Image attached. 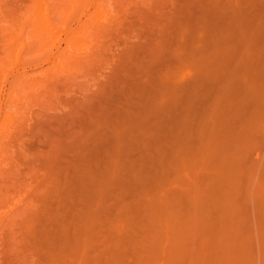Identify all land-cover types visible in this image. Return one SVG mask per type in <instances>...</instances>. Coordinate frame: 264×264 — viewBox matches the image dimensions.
Wrapping results in <instances>:
<instances>
[{"label":"rangeland","instance_id":"rangeland-1","mask_svg":"<svg viewBox=\"0 0 264 264\" xmlns=\"http://www.w3.org/2000/svg\"><path fill=\"white\" fill-rule=\"evenodd\" d=\"M238 59L260 72L253 71L251 85L235 71L237 78L221 90L204 70L201 76L200 67L213 65L227 74ZM263 64L264 0H0V264H145L148 257L151 264H220L221 251L229 248L227 264H264ZM170 91L178 92V103ZM217 93H228L233 103L219 109L215 123L229 147L221 165L213 158L203 168L194 141L199 127L211 124L204 116ZM157 103L166 120L150 118ZM179 123L195 139L183 152L182 170L165 171L169 187L165 160L170 165L180 154ZM157 124L167 125L166 136L163 127V134L154 130ZM244 125L251 137L240 144ZM121 129L128 154L120 159L126 176L118 177L126 180L117 178L99 204L109 203L101 206L104 212L98 206L99 214L89 216L102 182L113 179L107 166ZM172 129L180 140L169 135ZM144 136L147 144L157 142L148 144L153 149H142ZM153 170L162 173L155 181ZM154 182L170 190L173 225L150 244L147 221L152 216L157 223L153 207L160 191ZM137 201L148 204L147 212ZM225 208L235 214L229 241L237 244L226 241L219 249L216 218ZM112 236L123 240L121 246L112 245ZM205 243L210 247L203 250Z\"/></svg>","mask_w":264,"mask_h":264},{"label":"bare ground","instance_id":"bare-ground-1","mask_svg":"<svg viewBox=\"0 0 264 264\" xmlns=\"http://www.w3.org/2000/svg\"><path fill=\"white\" fill-rule=\"evenodd\" d=\"M247 32V31H246ZM258 59V58H257ZM255 60H256V58H255ZM240 60L238 59L237 60V64L235 63V68H234V66H233V68H230L229 70L227 69L226 71H227V74L224 72V70H222L221 68H219L220 67V65H219V67L217 66V67H215L214 65L213 66H211L212 68H210V66H208V68L207 67H205V66H202V68L200 67L199 68V70H201L202 69V74H201V76L203 75V70H204V73L206 74V76H204V77H206L210 82H214V83H217V87H221L220 88V90L223 88V89H227V87L233 82L232 80L233 79H235V78H237V77H234L233 78V75L232 74H234V76L236 75V73L238 74L237 76H240V75H243L242 77L244 78V80H245V82L248 84V85H251L252 83H253V81H256V80H253V74H254V70H253V64L252 65H250V64H244L243 62H239ZM257 61V60H256ZM255 61V62H256ZM239 62V63H238ZM255 62H254V64H255ZM260 62H261V59H260ZM257 63V62H256ZM259 63V62H258ZM257 63V64H258ZM214 64V63H213ZM244 64V65H243ZM261 64H262V62H261ZM234 65V64H233ZM236 65H237V67H236ZM246 65V66H245ZM255 66V68H256V65H254ZM205 67V69H206V71H205V69H203ZM263 67H264V64H263ZM263 67H262V69H263ZM191 68V67H190ZM210 68V69H209ZM236 68H237V70H236ZM259 68H260V66H259ZM193 69V71H194V68H192ZM225 69V68H224ZM232 69H234V70H232ZM196 70V69H195ZM198 70V69H197ZM232 70V71H231ZM241 71V72H238V71ZM259 70V69H258ZM257 70V71H258ZM190 71V70H189ZM189 71H186L185 73H184V75H187V74H189ZM232 72V73H228V72ZM234 71L236 72V73H234ZM244 71V72H243ZM254 71V72H253ZM261 71V70H260ZM200 72V71H199ZM259 72V71H258ZM195 73V72H194ZM241 73V74H240ZM260 73V72H259ZM259 73H257V72H255V75H258ZM261 75H262V73H261ZM202 76V78H204ZM191 80H195L194 78L193 79H191ZM201 80V79H200ZM204 80V79H203ZM202 80V81H203ZM190 81V80H189ZM188 81V82H189ZM208 81V82H209ZM258 81V80H257ZM188 82L186 83L187 84V86H188ZM191 82V81H190ZM194 83V82H193ZM239 83V82H238ZM164 84V83H163ZM167 84V83H166ZM165 84V85H166ZM185 84V83H184ZM196 85V84H195ZM167 86V85H166ZM165 86V87H166ZM170 86V85H169ZM182 86H185V87H187L186 85H182ZM181 86V88H184V87H182ZM215 86V87H216ZM190 87H192V85L190 86ZM197 87V86H196ZM170 88V87H169ZM189 88V87H188ZM165 89V88H164ZM168 88L166 87V90H167ZM171 89H173L172 88V86H171ZM170 89V90H171ZM174 90V89H173ZM196 90V89H195ZM160 91V90H159ZM172 91V90H171ZM170 91V92H171ZM177 91V90H176ZM164 92V91H163ZM195 92H198V91H195ZM194 92V93H195ZM177 93L178 92H175V91H173V92H171V94L169 95V97H170V99H171V101L175 104V102H179V99L177 98ZM254 95V94H253ZM195 96H196V93H195ZM166 98V95H164L163 96V99H165ZM141 99V98H140ZM176 99V100H175ZM149 100V99H148ZM170 100H169V104H170V102H171ZM213 101H214V105H213V110H211V111H209L210 113H207V114H205V115H207L208 117L206 118V116H204L205 117V119H206V121H207V119L209 118H211L210 120H211V124L210 125H208V122H207V124H206V126L207 127H205V125H204V127H202V128H200L199 127V129L197 130V132H196V139L193 137V132L191 133L190 131V133L188 132V133H186L185 132V129H184V127L186 126V124L185 125H183L186 121V119L185 118H187V117H181V118H184V121L185 122H183V124L181 123V125H183V126H181L180 125V123H179V128L181 127V129H177V131L176 132H180V136H181V140H180V136L178 137V138H176V135H174V136H172V134H174V132L175 131H173V129H172V131L173 132H171V134H169V135H171V137L173 138V139H175L174 141L176 142V141H178L177 139H179L180 141H178V142H176V145L178 146V143H179V145H181L180 146V148H179V151H180V154H178V156H175V157H178V159L176 158V160L175 159H173V160H171V163H170V165H168V160H165V162L167 161V164L165 163V165H167L169 168H167V170L166 169H164V177L163 178H165L166 176L168 177L169 176V173H165V171H167L168 172V170H169V172L171 171V168H177V170H176V173H178L177 171L178 170H182V169H180L181 167H180V165H182L183 164V162H184V159H185V157H184V155H183V152L188 148V146H189V144L191 145L192 143H190V141H192V139L194 138L195 139V141H194V143H195V145H196V148H197V153H198V155L200 156V161L201 162H199L198 161V163L200 164V167H206V166H209L212 162H213V158H216L217 160H218V162H214L215 163V165H221V163H219V161H220V159H221V155H223V153L225 152V151H227V149H228V147H229V144H228V142L225 140V138H223V135L221 134L222 132H221V130H219L218 129V127L216 126V124L215 123H217V121H218V118H220V113H219V109H222V108H224V107H229V108H232V104L233 103H231V98H230V96H229V94L228 93H217L216 95H215V98L213 99ZM171 102V104L173 105V103ZM177 102V103H178ZM156 103V102H155ZM166 103H168V102H166ZM151 104V103H150ZM152 105V104H151ZM150 105V106H151ZM230 105H232V106H230ZM164 106V105H163ZM174 106H177V105H174ZM173 106V107H174ZM152 107V106H151ZM165 107H167V109H168V107H170V105L169 106H167V105H165ZM146 108V107H145ZM149 108V107H148ZM163 108V107H162ZM175 108V107H174ZM181 108V107H180ZM151 109V112H152V114H151V117L150 118H152L153 116L152 115H156L157 117H161L163 120H166V118L164 119V115H163V112H162V116L159 114V112L160 111H162L163 109H161V107H160V109H159V104L157 103V104H155L152 108H150ZM166 109V108H165ZM179 109V108H178ZM185 111V110H184ZM141 112H143V111H141ZM165 113V112H164ZM172 113V112H171ZM129 114V113H128ZM136 114V113H135ZM148 114V113H147ZM158 114V115H157ZM169 114V113H168ZM167 114V115H168ZM184 114V113H183ZM187 114H188V112H187ZM139 115V114H138ZM160 115V116H159ZM171 115V114H170ZM170 115L169 116H167V117H169L170 118ZM173 115V114H172ZM171 115V116H172ZM147 116H149V115H147ZM165 116H166V114H165ZM189 116H190V114H189ZM189 116H188V121L190 120L189 119ZM264 116V115H263ZM145 117V116H144ZM156 117V118H157ZM177 117V116H176ZM194 117V116H193ZM135 118V117H134ZM141 118H143V117H141ZM147 118V117H146ZM161 118H157L158 120H159V122L161 121ZM168 118V119H169ZM179 118V117H178ZM180 118V119H181ZM191 118V117H190ZM171 119V118H170ZM177 119V118H176ZM179 119V120H180ZM264 119V118H263ZM140 120H142V119H140ZM144 120V119H143ZM142 120V121H143ZM149 120V119H148ZM172 120H174V118L172 119ZM171 120V121H172ZM217 120V121H216ZM257 120V119H256ZM262 120V119H261ZM145 122L147 121V120H144ZM169 121V120H168ZM176 121V120H175ZM264 120H262V122H263ZM174 122V121H173ZM181 122V121H180ZM142 123H144V122H142ZM142 123H140V125H142ZM156 123H158V121L156 122ZM155 123V124H156ZM161 123H163L164 124V126H165V123L164 122H162L161 121ZM189 123V122H188ZM162 124V125H163ZM170 124V123H169ZM176 124V123H175ZM178 124V123H177ZM133 125V124H132ZM145 125V124H144ZM158 125V124H157ZM157 125H154V126H156L155 128L152 126V125H150V126H152L153 128H154V130L156 129V131H157V129H159V131H160V133H162L163 134V132L166 130V127H167V125H166V127H163L161 124H159L158 126ZM173 125V124H172ZM136 126V125H135ZM134 126V127H135ZM137 126H139V125H137ZM160 126V127H159ZM170 126V125H169ZM169 126H168V128H169ZM203 126V125H202ZM133 127V129H135ZM140 127V126H139ZM142 127V126H141ZM158 127V128H157ZM163 127V128H162ZM173 127V126H172ZM182 127H183V129H182ZM132 128V127H131ZM143 128V127H142ZM149 128V127H148ZM148 128H147V130H148ZM164 130H162V129ZM122 130V129H121ZM150 130V129H149ZM171 130V129H170ZM139 131V130H138ZM143 131H144V129H143ZM159 131H157V133H159ZM161 131H163V132H161ZM118 132V131H117ZM116 132V133H117ZM135 132V131H134ZM152 132V135L153 134H155V133H153V131H151ZM150 132V133H151ZM168 132V130H166V132L164 133V135L166 134ZM125 132H123V130H122V133L120 132H118V135H117V140H116V146H115V150H113L112 149V152L113 153H110L109 154V156H110V158H111V156H112V160H111V163L109 164V166L110 167H108L107 166V168H110L111 169V171L109 172V176H111V178H113V179H107V180H105L104 182H102L103 183V186L101 187V188H103L102 189V191L99 193V194H97V195H95L94 193H97L96 191L93 193L94 195H95V203H94V205L93 204H89L90 203V201L91 200H89V203L87 202V204H89V205H93L92 207H91V211L89 212V216H93V215H95V214H99V213H97V212H99V211H102V209H100V208H102L103 207V209H105L104 208V206L108 203V202H106L105 203V205L104 204H102V205H104V206H99V204H100V202L102 203V200H103V195H104V193L106 192L107 193V189L110 187V188H113V185L114 184H112V183H114V181L116 180L117 181V178L118 179H120L121 180V178H123L124 177V175L126 176V174H124V172H125V169H123V162L121 163V155H122V153H123V151L122 150H124L123 149V141H124V135H122V134H124ZM132 133H133V131H132ZM137 133V132H136ZM148 133H149V131H148ZM149 133V134H150ZM167 134V135H168ZM175 134H179V133H175ZM187 134L189 135L190 134V136L191 137H188L187 136ZM125 135H126V133H125ZM134 135H136V134H134ZM140 135H142V134H140ZM143 135H145L146 136V132H145V134H143ZM254 135V134H253ZM142 137V138H144V139H142V141L143 140H145L146 139V137L148 136V134H147V136L146 137ZM156 136V135H155ZM157 136H158V134H157ZM166 136V135H165ZM165 136H164V138H165ZM127 136H125V138H126ZM133 137V136H132ZM160 137H161V135H160ZM193 137V138H192ZM248 137H251V129H250V126L249 125H244L243 126V128H242V132H241V135H240V144H243L242 142H244L245 141V139L246 138H248ZM154 138L155 137H153V138H149V140L150 139H152V140H154ZM159 138V137H158ZM160 139V138H159ZM170 139V138H169ZM138 141H139V139H137ZM151 140V141H152ZM164 140V139H163ZM141 141V142H142ZM162 141V138H161V140L159 141V144H161L160 142ZM135 142V141H134ZM140 142V141H139ZM146 142V145L144 144ZM144 143H143V146H142V149L143 148H149V149H153V147H148L149 145H151V144H153V142H151V144H147V139H146V141H145ZM163 142V141H162ZM165 142V141H164ZM163 142V143H164ZM167 142H168V140H167ZM174 142V143H175ZM180 142H182V143H180ZM157 144V142L155 143V144H153V145H156ZM140 145V144H139ZM129 146V145H128ZM133 146L134 145H132L131 147L133 148ZM137 146V145H136ZM138 147V146H137ZM126 148V147H125ZM139 148H140V146H139ZM110 149V148H109ZM149 149H147V152H149L150 150ZM131 150H133V149H131ZM135 150H136V148H135ZM149 150V151H148ZM110 151V150H109ZM112 154V155H111ZM123 154H125V151H124V153ZM126 154H128V152L126 153ZM125 154V156H127ZM179 155H180V157H179ZM129 156V158H130V155H128ZM108 157V156H107ZM148 157H150V156H148ZM109 158V157H108ZM109 158V159H110ZM121 159V160H120ZM142 159H143V157H142ZM141 159V160H142ZM147 159V158H146ZM163 159V158H162ZM230 159L232 160V157H230ZM175 160V161H174ZM148 161V160H147ZM170 161V160H169ZM173 161V162H172ZM133 162V161H132ZM144 162V161H143ZM87 163V162H86ZM128 163V165H129V163H130V161L129 162H127ZM133 163H135V160H134V162ZM132 163V167L134 166V164ZM197 163V164H198ZM83 164V163H82ZM81 164V165H82ZM89 164V163H88ZM152 164V163H151ZM199 164H198V166H199ZM235 164V163H234ZM126 166H128L127 164H125ZM89 166V165H88ZM122 166V167H121ZM167 166H164V167H167ZM90 167H91V165H90ZM97 167V166H96ZM128 167H130V170L129 171H131V166H128ZM89 168V167H88ZM87 168V169H88ZM92 168V167H91ZM98 168V167H97ZM97 168L95 169V170H97ZM148 168V167H147ZM150 168V167H149ZM90 169V168H89ZM99 169V168H98ZM152 169V168H151ZM150 169V170H151ZM94 170V171H95ZM101 170V169H100ZM122 170H124L123 172H122ZM133 170V169H132ZM91 171H93V169H91ZM106 171V170H105ZM104 171V172H105ZM128 171V170H127ZM142 171V170H141ZM141 171H138V173L140 174V175H142L143 173L141 172ZM154 171V170H153ZM156 171V170H155ZM153 172V173H157L158 172V170L156 171V172ZM96 173L98 172V171H95ZM112 172V173H111ZM121 172V173H120ZM132 172V171H131ZM161 172V171H160ZM160 172H158V174H153L152 173V176H150L153 180H154V178L157 176L158 177V175H159V177H160V174H162V173H160ZM163 172V171H162ZM81 173V172H80ZM90 173V172H89ZM100 175L103 173H101V171H99L98 172ZM127 173V172H126ZM142 173V174H141ZM160 173V174H159ZM85 174V173H84ZM91 174V173H90ZM122 174V176L123 177H121V176H119L118 177V175H121ZM124 174V175H123ZM139 174H137L138 176H139ZM165 174H167V175H165ZM106 176V177H108L109 178V176ZM127 175H129V174H127ZM131 175V174H130ZM129 175V177H131ZM153 175H155V176H153ZM178 175V174H177ZM176 175V176H177ZM80 176V175H79ZM84 176V175H83ZM87 176H90V175H87ZM86 176V177H87ZM138 176H137V178H138ZM175 176V177H176ZM179 176V175H178ZM121 177V178H120ZM144 177V176H143ZM142 177V178H143ZM149 177V178H150ZM166 177V178H167ZM211 177V174L208 176V178H210ZM222 176H219V178H221ZM92 178V177H91ZM141 178V179H142ZM148 178V179H149ZM83 179V178H82ZM123 179H125L126 180V178H123ZM139 179H140V177H139ZM147 179V178H146ZM152 179H151V181H152ZM161 179H162V177H161ZM168 179H169V177H168ZM177 179L178 178H176L175 179V181H177ZM84 180V179H83ZM119 180V181H120ZM79 181V180H78ZM102 181V180H101ZM118 181V182H119ZM136 181V180H135ZM134 181V182H135ZM143 181H145V183H147V181L146 180H143ZM143 181H139V182H143ZM155 181V180H154ZM167 181V180H166ZM169 181L171 182L172 180H171V178L167 181L168 182V184H169V187H170V183H169ZM126 182H129V181H126ZM126 182H124V183H126ZM182 182V181H181ZM184 182V181H183ZM79 183V182H78ZM132 183H133V181H132ZM137 183H138V181H137ZM173 183H175L174 181H173ZM144 184V183H143ZM182 184V183H181ZM111 185H112V187H111ZM117 185V184H116ZM119 185V184H118ZM117 185V188L119 187ZM126 185V184H125ZM124 185V186H125ZM128 185V184H127ZM126 185V186H127ZM136 185V184H135ZM141 185V184H140ZM144 185H146V184H144ZM154 185L156 186V188H157V186L158 185H156L155 184V182H154ZM172 185V184H171ZM121 186V185H120ZM148 186V185H147ZM165 186V182H164V185H163V188L165 189L164 191H161L160 189L161 188H154L158 193L157 194H155V198L154 199H156V201L154 202L155 203V205H154V207H153V205L151 206V203H150V206L151 207H153V208H155V211H154V213L156 214V215H158V220H157V223L156 224H153V220L151 219V217L152 216H150V215H148V216H150V218L148 217V228L147 229H150V230H147V234H151V233H154L153 235L154 236H152V235H150L152 238L151 239H149L150 238V236L149 235H146L147 237H145L144 239L146 240L145 242L146 243H148L149 241H151L150 242V244H154L155 242H156V238H157V236L160 234V233H163V234H167V232H169L170 231V229H171V227H172V225H173V223H172V218H171V211L169 210L168 211V209H170V208H168V206H166L167 205V203H168V193H169V191L170 190H166V189H168V187H164ZM100 187V186H99ZM98 187V188H99ZM138 187V186H137ZM136 187V188H137ZM149 187V186H148ZM114 188H115V186H114ZM116 188V189H117ZM131 188H133L132 186H131ZM135 188V187H134ZM133 188V189H134ZM144 188V187H143ZM162 188V189H163ZM121 189V188H120ZM129 189V188H128ZM127 189V190H128ZM132 189V190H133ZM144 189H146L147 190V188H144ZM159 189V190H158ZM97 190V189H96ZM99 190H100V188H99ZM107 190V191H106ZM123 190V189H122ZM132 190H130L129 189V192L130 191H132ZM137 190V189H136ZM143 190V189H142ZM125 191V190H124ZM134 191V190H133ZM132 191V192H133ZM156 191H155V193H156ZM136 192V191H135ZM151 192V191H150ZM109 193V192H108ZM107 193V194H108ZM137 193V192H136ZM146 193V192H145ZM147 193H148V191H147ZM145 194V195H147L146 196V198L148 197V195L149 194ZM138 194V193H137ZM106 195V194H105ZM104 195V196H105ZM153 195V194H152ZM145 197V196H144ZM143 198V197H142ZM142 198H139L138 200H141ZM146 198H143V202H144V200L146 199ZM149 198V197H148ZM94 201H92V202H94ZM91 202V203H92ZM138 202V201H137ZM136 202V204H138V203H140V202H138L137 203ZM109 204V203H108ZM146 203H140V206L139 207H141L142 209H140L137 205H136V207H138L137 209H140L141 211L143 210V212L145 213V211L147 212V208H146V205H148V204H146ZM192 204V203H191ZM99 206V208L98 209H100L99 211L97 210V211H95L96 209H97V207ZM108 206V205H107ZM88 207V206H87ZM193 208H194V206H193ZM192 208V209H193ZM136 209V210H137ZM152 209V208H151ZM107 210V209H106ZM105 210V211H106ZM128 210V209H127ZM193 211V213L195 212V211H197L195 208L192 210ZM227 212V213H229V215H226V213L225 212ZM224 211H221V213H220V216L218 217V218H216L217 219V227H216V234H217V236H216V234H215V232L213 231L212 233H214V235L216 236L215 238H217L216 239V241H215V245L216 246H218L219 247V249L220 248H224L225 247V242L226 241H228L227 242V245H229L228 247H230V244H229V242L231 243L232 242V239H230L231 241H229V237H231V235H232V233L234 232V228H235V226H236V223H235V218L233 217L235 214L233 213V212H231V211H228L226 208L224 209ZM96 212V213H95ZM102 212H104V211H102ZM152 213V212H151ZM153 213V215L155 216V214ZM196 213V212H195ZM88 216V215H87ZM96 216V215H95ZM98 216V215H97ZM83 218H85L84 216H82ZM204 217V216H203ZM205 217H210V211L209 212H207L206 214H205ZM82 218V219H83ZM153 218V217H152ZM151 221H150V220ZM82 221V220H81ZM85 221H87V220H85ZM84 221V222H85ZM153 221V222H152ZM83 222V221H82ZM83 222V223H84ZM90 222V221H89ZM89 222H87V223H89ZM86 223V222H85ZM98 223H100V222H98ZM91 224V223H90ZM85 225L84 227H88L87 229H89V230H87V231H91L90 230V228L92 229V227H90L91 225ZM92 226H94V225H92ZM95 227V226H94ZM93 227V228H94ZM85 228V229H86ZM85 229H84V231H85ZM83 231V230H82ZM148 231H152L151 233H148ZM233 231V232H232ZM85 233V232H84ZM230 233V234H229ZM165 234V235H166ZM235 235V234H234ZM234 235L232 236V238L234 237ZM116 236H118V235H116ZM114 236H112L111 237V242H113V241H115V242H117V243H115L114 242V244H112V245H114V246H116V245H118V246H121V244H122V242H119V241H121V240H119V241H116V237H114L115 238V240H113L114 238H113ZM121 237V236H120ZM168 237V236H167ZM235 237H236V235H235ZM235 237L233 238L234 239V241H235ZM77 238V237H76ZM113 238V239H112ZM188 238H190V237H188ZM187 238V239H188ZM119 239V238H118ZM117 239V240H118ZM148 239V240H147ZM81 240V239H80ZM85 240V239H84ZM215 240V239H214ZM123 241V240H122ZM86 242V241H85ZM85 242L83 241V242H80V245L83 243V246L81 247L82 249H84L85 247H84V245H85ZM119 242V243H118ZM212 241H209V243H211ZM108 243V242H107ZM106 243V244H107ZM121 243V244H120ZM157 243V242H156ZM209 243H205V245L206 244H208V245H206V247L203 245V250L204 249H206V248H208V246H209ZM232 243H234V244H237V243H235V242H232ZM75 244H77V243H75ZM111 244V243H110ZM234 244H231V246L232 245H234ZM78 245V244H77ZM108 245V244H107ZM146 245V244H145ZM145 245H144V247H145ZM210 245H213V244H210ZM85 246H87V245H85ZM111 246V245H110ZM80 247V246H79ZM210 247V246H209ZM75 248H78V247H75ZM87 248V250H88V246L86 247ZM86 248H85V251H87L86 250ZM70 249V248H69ZM80 248H78V250H79ZM81 249V251H82V253H83V250ZM111 249V248H110ZM114 249H116V248H114ZM119 248L117 247V249L116 250H118ZM107 250V249H106ZM109 250V249H108ZM120 250H121V248H120ZM189 250V249H188ZM202 250V252L201 253H203V252H205V251H203ZM227 251H229L230 250V248H229V250L228 249H226ZM226 250H222L221 252H222V254H224V255H222L221 253H219V254H221L222 255V257L223 258H221V257H219L220 259H224L225 260V257H227V255H228V252H224V251H226ZM80 251V250H79ZM80 251V252H81ZM113 251V250H112ZM201 251V250H200ZM207 251V250H206ZM231 251V250H230ZM75 252H78V251H75ZM121 252H122V250H121ZM212 252V251H211ZM217 252V251H216ZM215 252V253H216ZM219 252H220V250H219ZM82 253H80V255L82 254ZM206 253V252H205ZM214 253V254H215ZM226 253H227V255H226ZM78 254H79V252H78ZM87 254V255H86ZM190 255H191V252L189 253ZM206 254H208V253H206ZM211 255H212V253H210ZM219 254H216L217 256H220ZM205 255V254H204ZM216 255H214V258L216 257ZM226 255V256H225ZM87 256V262H88V253H85V257ZM203 256V255H202ZM207 255H205L204 257H206ZM209 256V255H208ZM225 256V257H224ZM82 257V256H81ZM85 257H83V258H85ZM140 257V256H139ZM138 257V258H139ZM204 257H202L201 259H202V261H203V258ZM206 258H208V257H206ZM218 258V257H217ZM241 258L242 257H240V262H241ZM140 259H142V258H139V262H141L140 261ZM198 259L199 258H197V261H198ZM200 259V260H201ZM205 259V258H204ZM220 259H218V260H220ZM82 260V259H81ZM85 260V261H86ZM220 261V264H224L223 263V261ZM151 261L153 262V259H151L150 257H148L146 260H145V264H151ZM217 261V260H216ZM226 261V260H225ZM83 262H84V260H83ZM154 262H155V260H154ZM158 262H159V260H158ZM201 262V261H200ZM218 262V261H217ZM222 262V263H221ZM142 263H144V262H142ZM141 263V264H142ZM156 263V262H155ZM154 263V264H155ZM196 263V262H195ZM194 263V264H195ZM157 264V263H156ZM198 264H199V261H198ZM215 264V263H214ZM217 264H219V262L217 263ZM226 264H227V261H226ZM237 264H239V262L237 263ZM241 264V263H240Z\"/></svg>","mask_w":264,"mask_h":264}]
</instances>
